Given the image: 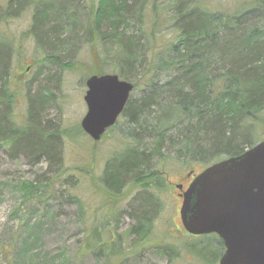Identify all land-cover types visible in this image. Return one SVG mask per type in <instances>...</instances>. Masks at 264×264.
<instances>
[{"label": "trees", "instance_id": "obj_1", "mask_svg": "<svg viewBox=\"0 0 264 264\" xmlns=\"http://www.w3.org/2000/svg\"><path fill=\"white\" fill-rule=\"evenodd\" d=\"M13 2L23 7L29 1L13 0L8 6ZM50 13L44 6H35L29 34L37 42L41 34L45 40L50 34L59 35L61 16ZM5 18L0 13V25ZM76 21L73 15L62 21L72 37L74 30H80ZM52 22L55 25L50 27ZM88 25L87 43L96 66L87 77L117 75L133 84V91L143 88L141 99H129L122 113L129 118L133 144L112 158L104 167L101 183L93 184L115 200L112 206L136 186H143L128 205L130 218L136 222L130 235L138 246L153 231L152 215L158 211L160 195L145 186L163 191L160 166L172 158L204 162L208 155L214 164L255 146L249 135L239 142L237 131L251 133L264 110V0H98L95 4L91 0ZM102 26L111 32H102ZM164 31L169 32L168 39ZM96 43L104 47L103 54ZM4 44L0 31V148H8L12 155L24 152L32 164L44 159L55 166L53 178L42 179L51 183L61 167L58 149L64 133L49 129L48 123L40 126L32 99L42 109L49 102L47 93L28 98L24 122H15L16 93ZM138 130L145 138L136 137L133 132ZM35 189L33 183L23 188L29 195ZM204 246L199 252L190 246L183 249L207 261L203 256L211 248ZM160 252L168 263L178 256L168 245Z\"/></svg>", "mask_w": 264, "mask_h": 264}, {"label": "rangeland", "instance_id": "obj_2", "mask_svg": "<svg viewBox=\"0 0 264 264\" xmlns=\"http://www.w3.org/2000/svg\"><path fill=\"white\" fill-rule=\"evenodd\" d=\"M11 1L0 0V13L6 16L0 31L5 38L4 52L9 55L16 93L12 116L18 124L23 123L28 98L47 93L49 102L42 109L38 108V100L31 98L41 117L40 126L43 128L48 123L49 129L62 132L65 137L58 149L61 167L51 183L42 179L53 178L50 176L55 166L44 159L32 164L24 152L12 155L8 148H0V264H198L189 252H184L185 247L208 244L211 248L213 241L187 236L180 222L181 204L175 201L174 187L180 184L183 175L200 173L214 159H209V155L204 162L172 158L160 166L163 191L145 186L146 190L160 195L158 211L152 215L153 231L142 245L136 246L130 235L136 222L130 218L128 205L143 186H136L112 206L115 200L93 185L101 183L105 165L133 144L128 134L129 118L120 115L98 142L80 128L86 114L85 81L96 66L87 43L91 0H28L23 7H17L15 2L8 6ZM92 1L95 4L98 0ZM37 5L61 16L57 38L50 34L45 40L41 34L42 40L37 42L29 34ZM58 7H62V12H57ZM68 15H73L80 26V30H74L73 37L62 22ZM102 29L104 33L111 32L108 26ZM164 33L168 39L169 32ZM106 44L111 48L108 50L111 57L112 44ZM96 49L105 52L100 43ZM142 95L140 87L129 99L136 102ZM251 131H237L239 142L246 140L247 135L254 145L264 140V110L257 115ZM133 133L145 138L144 132ZM30 183L36 189L29 195L23 188ZM167 245L176 247L178 254L172 263L160 252Z\"/></svg>", "mask_w": 264, "mask_h": 264}, {"label": "water", "instance_id": "obj_3", "mask_svg": "<svg viewBox=\"0 0 264 264\" xmlns=\"http://www.w3.org/2000/svg\"><path fill=\"white\" fill-rule=\"evenodd\" d=\"M85 87L80 128L98 142L116 124L133 84L106 74L88 77ZM180 197L184 231L216 235L225 248L220 264H264V141L206 167Z\"/></svg>", "mask_w": 264, "mask_h": 264}, {"label": "flooded vegetation", "instance_id": "obj_4", "mask_svg": "<svg viewBox=\"0 0 264 264\" xmlns=\"http://www.w3.org/2000/svg\"><path fill=\"white\" fill-rule=\"evenodd\" d=\"M195 176L196 174H194L193 172L186 173L185 175H183L181 179L182 181L180 182V184H177L174 187L175 188V201L177 203L181 204L182 198L180 197V195H182V193L186 191L187 187L189 186V184L191 183V181L193 180ZM187 236L192 239H196V240L197 239L200 240L202 238H211L213 241L212 243L213 245H211L210 252L209 253L206 252V254L203 256L206 259H208L207 261L205 259H201L200 257L195 256L194 254H191L193 257L192 258L193 260H195L198 264H220V259L224 254L225 248H224L223 242L216 235L210 234V235H203V236H192V235L187 234ZM190 247L192 248L198 247L201 250L202 247H205V246L204 245H199V246L190 245ZM172 248L176 251V247L172 246ZM199 249H197L198 250L197 252L200 251Z\"/></svg>", "mask_w": 264, "mask_h": 264}]
</instances>
